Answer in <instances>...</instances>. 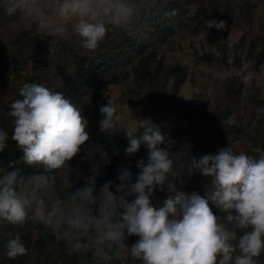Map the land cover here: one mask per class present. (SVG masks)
Returning <instances> with one entry per match:
<instances>
[{
	"label": "clouds",
	"instance_id": "9594fccd",
	"mask_svg": "<svg viewBox=\"0 0 264 264\" xmlns=\"http://www.w3.org/2000/svg\"><path fill=\"white\" fill-rule=\"evenodd\" d=\"M8 16L39 22L55 18L53 32L61 37L70 25L85 50H95L108 33V26L134 34L137 10L130 0H2ZM208 28L226 30L225 21L207 20ZM7 112L13 125L11 140L23 153L30 168L42 169L32 175L19 168L0 175V222L22 226L29 219L58 232L68 243L87 240L97 264H124L131 259L140 264H256L264 253V151L256 156L236 154L230 146L199 159L188 146L173 152L159 125L138 119L135 128L118 127L117 105L111 100L100 107V132L107 136L123 132L128 141L126 154L136 153L143 144L147 162L133 183L131 173L119 177L116 192L111 183L96 194L95 178L85 187L71 191L69 162L89 141L87 121L80 108L42 84L25 83ZM223 127L236 123L235 117L221 120ZM8 133L0 129V153L8 147ZM100 158L107 153L98 148ZM200 173L210 178L205 196L186 193L175 181L184 173ZM66 170L70 194L66 201L53 198L55 173ZM96 166L92 171L96 172ZM169 177L172 179L170 180ZM168 195L158 207L152 198L158 189ZM129 197L134 199L129 200ZM47 201L44 207L42 203ZM214 205L223 216L214 214ZM35 210V216L29 210ZM6 256L15 259L28 249L19 235L5 233ZM138 237L129 248L128 237Z\"/></svg>",
	"mask_w": 264,
	"mask_h": 264
},
{
	"label": "trees",
	"instance_id": "16d2710c",
	"mask_svg": "<svg viewBox=\"0 0 264 264\" xmlns=\"http://www.w3.org/2000/svg\"><path fill=\"white\" fill-rule=\"evenodd\" d=\"M130 2L138 13L133 21V35L109 25L103 41L95 50L89 51L83 49L79 38L71 30L63 41L56 44L59 52L55 61L36 50H22L24 63L41 62L39 77L33 83L42 84L53 92L59 91L73 104L78 100L77 106L87 121L86 130L90 139L81 152L69 162L71 191L85 187L94 177L96 194L109 182L110 191L115 193L120 184L119 177L124 171L130 172L131 178L134 179L140 171L137 163L140 160L147 162L148 149L145 145L142 144L136 153L128 155L125 151L128 141L123 132L112 136L100 132L99 123L104 117L99 109L107 104L105 94L110 86H123L117 103L132 111L136 126L138 119H150L159 125L167 140L174 142L173 152L188 146L190 154L199 159L204 154H216L228 146L237 153L235 148L239 145L244 149L243 153L251 156L257 155L252 151L254 148L264 151V92L256 87L254 81V77L260 74L264 66V34L256 35L250 30L243 33L238 43H221V37L235 28L237 19L245 17L248 22L252 21L251 3L241 5L240 11L234 14L230 5L222 4L218 0H157L152 10L143 7L136 0ZM191 5L194 12L188 16L189 12L185 8ZM3 16L12 17L5 14L0 0V18ZM186 17V20L191 19L197 25L213 19L226 22V30L209 28L204 31L218 47L214 52L203 54L201 58L206 63L237 71L244 67V63H248L249 75L245 79L248 81L247 85L234 82L230 78L213 92L209 100H202L198 105L177 99L188 74L186 68L179 64L171 65L164 61L161 56V43L165 42L166 34H173L174 30L181 29L182 20ZM15 18L17 17H14V20ZM19 23L15 34L18 38L23 37L25 47V42L30 36L40 34V28L33 22L34 25L29 31ZM0 24L4 23L1 21ZM49 40L53 42L51 37ZM42 55L46 58L42 59ZM8 64V61H4L2 67H8ZM1 103L0 98V129L8 133L9 139L8 147L0 153V175L14 168H19L24 175L42 172V169L33 172V168L23 163L22 151L11 140L13 125L7 115L9 108H2ZM230 116L235 117L236 123L223 127L221 120H227ZM121 129L123 127L118 125L114 131ZM97 148L107 153V161L100 158L99 152H94ZM93 166L97 167L96 172L92 171ZM59 172H62V175H59ZM54 175L55 188L52 196L66 201L70 194L66 183V170H59ZM175 183L180 190L189 194L196 192L201 196H205L207 187H211L210 178H205L200 173L189 175L186 169ZM167 195V188L164 191L157 189L152 198L153 205L158 207ZM131 199L134 197H129V200ZM210 207L214 214L223 216L214 205L210 204ZM28 223L32 224L29 227L33 229V238L32 233H26L22 239L28 249L27 253L15 259L6 257L5 263L0 261V264H27L31 255L35 256L33 264L97 263L87 240H80L86 243V246H81L79 250L75 249L76 243L73 242L74 247L70 251V243L58 232L39 221ZM29 227L26 232L31 230ZM17 228L18 226L0 222V256L3 252L6 253L5 233H11ZM130 238L133 244L138 239L135 236ZM116 264L120 262L117 261ZM124 264L140 262L129 258ZM256 264H264V253L256 258Z\"/></svg>",
	"mask_w": 264,
	"mask_h": 264
},
{
	"label": "rangeland",
	"instance_id": "374dc122",
	"mask_svg": "<svg viewBox=\"0 0 264 264\" xmlns=\"http://www.w3.org/2000/svg\"><path fill=\"white\" fill-rule=\"evenodd\" d=\"M143 7L153 9L155 7L157 0H136ZM220 3H227L230 5V9L234 14H237L240 11L241 5L246 3H251L252 7V21L248 22L245 17L237 19L234 29H231L230 32L221 37V43L228 45H233L241 41L242 35L244 32H249L253 30L256 35L260 33L264 34V0H218ZM187 9L188 16L193 15L194 7L191 5ZM14 17L15 18L14 20ZM187 17L182 20L181 29L178 28L174 30L173 34L165 35V42H162L161 56L166 61L167 64H179L180 66L186 68L188 74L185 84L182 86L178 92L177 99L185 103H192L198 105L202 100H209L213 92L218 90V88L228 79L232 78L234 82L242 83L247 85L248 81L245 80L248 78V63H244V67L241 70H235L232 68L225 69L218 67L212 63H206L201 56L207 54L210 51H213L218 47V44H213L212 39L208 37L205 32L208 31L206 22L197 25L191 19L186 20ZM0 98L2 99L1 106L2 108H9L10 104L16 99H22L19 96V90L25 83H33L39 77V72L41 68V62L34 64L32 62L24 63L22 57V50L26 49L28 52L36 50L40 54H47L48 57H51L55 61L56 54L59 52V48L56 44L63 41L67 36L61 37L53 32L52 26H54L57 21L53 18H45L39 22H36L37 26L40 28V34L35 36H30L25 42V47L22 41V38H18L15 34L17 24H23V27L26 30H31V26L34 25L33 21L29 19L21 20L19 14L12 16L11 18L3 16L0 18ZM186 24V25H185ZM163 25H161L162 27ZM72 30L71 26H68V33ZM205 31V32H204ZM67 33V34H68ZM149 36V35H147ZM264 36V35H263ZM52 38V43L49 38ZM148 38V37H146ZM153 39V38H152ZM43 48L45 50H43ZM247 50V49H246ZM243 53V52H242ZM42 59L46 58L45 55L41 56ZM8 61V67H2V63ZM241 77V78H240ZM256 87L260 91L264 92V66L260 74L254 77ZM170 85V84H169ZM123 89L122 85L110 86L105 94L106 103L111 100L118 109L119 123L121 127H136V122L133 118L132 111L129 109L120 106L117 103V99L121 94ZM82 96H80L81 98ZM78 102V100H77ZM77 102L74 105L77 106ZM237 150L236 154H239L244 151L239 145L235 148ZM38 168H33L35 172ZM59 175H62V172H59ZM136 178L132 179L134 183ZM96 186V185H95ZM62 188V187H61ZM60 188V189H61ZM97 188V187H96ZM97 191V189H96ZM53 198H56L53 195ZM47 203L45 201L40 205L44 207ZM30 216H35V210H29ZM28 221L36 222L39 221L38 217L34 219H29L26 221L25 225L18 226L17 229H14L11 233L13 235H19L21 240L24 235L28 233L29 235L33 232V229L29 226ZM40 222V221H39ZM31 228L29 232H26L27 228ZM33 238V233L31 235ZM23 241V240H22ZM81 246H86V243L80 241ZM126 245L130 248L132 243V238L128 237L125 241ZM74 244V243H73ZM72 243L69 246L71 251L74 247ZM76 247L75 249H80ZM5 252L0 256V261L5 263L6 260ZM8 259V258H7ZM35 261V256L31 255L30 260L27 264H33ZM0 262V263H1ZM97 264V263H96Z\"/></svg>",
	"mask_w": 264,
	"mask_h": 264
}]
</instances>
